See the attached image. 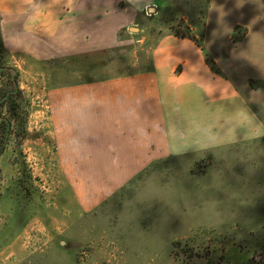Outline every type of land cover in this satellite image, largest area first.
<instances>
[{"label":"rangeland","instance_id":"1","mask_svg":"<svg viewBox=\"0 0 264 264\" xmlns=\"http://www.w3.org/2000/svg\"><path fill=\"white\" fill-rule=\"evenodd\" d=\"M165 1L171 14L161 9L159 21L167 31L197 37V43L203 41L211 57H218L230 71H264V0ZM252 8L260 10L259 16ZM219 18L229 34L213 39ZM247 28L251 34L244 38ZM136 52L132 45L102 55L100 61L107 67L100 71L96 68L101 64L91 55L89 79L128 73L126 67L147 57ZM236 53L246 59L235 58ZM5 56L4 66L16 71L22 93L15 109L9 104L0 108V117L10 126L7 133L0 130V147L8 134L0 150V264H264V192L253 206H241L255 199L253 186L264 189V156L251 181L237 165L215 185L208 171L220 165L211 155L199 161L185 157L192 166L190 176L181 179L188 207L182 199V214H169L161 230L156 223L162 204L141 214L131 208L125 212L124 201L133 195L130 182L140 176L124 183L125 168L58 165L47 83L54 74L55 85L63 71L18 72L7 52ZM10 76L0 74V96L10 88ZM255 111L263 118L264 111ZM227 151L264 153V138ZM153 166L178 170L179 158ZM205 200L217 202L216 212L201 210Z\"/></svg>","mask_w":264,"mask_h":264},{"label":"crops","instance_id":"2","mask_svg":"<svg viewBox=\"0 0 264 264\" xmlns=\"http://www.w3.org/2000/svg\"><path fill=\"white\" fill-rule=\"evenodd\" d=\"M170 7L165 0H0V42L11 66L25 73L63 71L56 75L55 85L54 74L47 83L58 165L114 166L125 168L124 183L136 178L149 163L163 162L161 144L157 139L139 144L124 118L125 109H135L145 119L163 113L169 104L192 110L208 103L201 89L213 93L218 107L230 106L235 91L240 92L262 121L264 116L255 111L263 112L260 105L250 99L257 91L253 99L264 100V75L255 67L250 74L230 71L218 57H211L203 41L197 43V37L167 31L159 18L161 9L171 14ZM259 11L252 8L251 12L259 16ZM133 27L140 31H129ZM248 31L244 38L250 36ZM132 45L147 57L126 67L128 73L89 79L91 55L101 64L96 69L106 70L102 55ZM229 56L230 52L224 58ZM75 71L85 74L75 77ZM89 93L99 103L85 108L83 117L66 112L68 103L76 107L79 97ZM72 138L86 146L84 156L75 153Z\"/></svg>","mask_w":264,"mask_h":264},{"label":"clouds","instance_id":"3","mask_svg":"<svg viewBox=\"0 0 264 264\" xmlns=\"http://www.w3.org/2000/svg\"><path fill=\"white\" fill-rule=\"evenodd\" d=\"M239 3V0H238ZM219 28L214 30L213 39L221 35H227L225 23L220 22ZM237 59L246 57L235 54ZM264 74V71H261ZM201 93L208 99V103L192 110L183 109L178 104L165 106L163 113H151L145 119L135 109H125L124 118L130 123V130L136 141L143 145L144 142L157 139L161 144L159 160H167L171 156L179 158L180 168H157L153 161L147 165L146 170L139 174L140 178L130 182V190L133 195L130 200L124 201L125 212L134 209L137 214L151 210L155 204L163 205L161 216L156 226L161 230L167 222L169 214H182L181 200H184L185 208L188 201L183 193L181 179L190 176L192 166L185 160L191 156L193 160L199 161L209 155L220 165L208 171V177L213 184L222 182L226 173H231L237 165L244 172L243 178L251 181L256 175L259 166L257 161L264 153H248L247 155L233 152L229 154L227 149L233 145L252 144L254 141L264 138V121H259L257 115L252 112L249 102L235 91L230 106L218 107L215 104L213 93L201 89ZM257 91L251 94V102L260 105L264 111V100L253 99ZM99 103L93 94H85L79 97V104L73 107L68 103L66 112L69 115L83 117L84 109ZM72 148L76 154L84 156L87 148L79 138H72ZM256 194L254 200H244L243 207L254 205L256 198L264 192V189L254 187ZM218 204L214 200H205L201 210L204 213L216 212Z\"/></svg>","mask_w":264,"mask_h":264},{"label":"trees","instance_id":"4","mask_svg":"<svg viewBox=\"0 0 264 264\" xmlns=\"http://www.w3.org/2000/svg\"><path fill=\"white\" fill-rule=\"evenodd\" d=\"M0 67H5L4 66V60H5V54H6V50L3 47L2 44H0ZM208 61V60H207ZM212 69L214 71H217L214 67H212ZM5 72L8 71H1L0 74H3ZM10 88L6 91H4L2 93V95L0 96V108L3 107L5 104H9L10 107L12 106L14 109L16 108V101L18 99V97H20L21 95V91L17 86V75H15V78H12V75L10 76ZM15 106V107H14ZM12 112V110H11ZM16 112V110H15ZM15 112L13 113V115L15 116ZM10 128L9 123H7V121L4 119L3 121H0V130L3 129L6 131V133L9 131L8 129ZM7 135L8 134H4L3 135V141H2V145L0 147V150L3 148L4 144L6 143L7 140Z\"/></svg>","mask_w":264,"mask_h":264},{"label":"water","instance_id":"5","mask_svg":"<svg viewBox=\"0 0 264 264\" xmlns=\"http://www.w3.org/2000/svg\"><path fill=\"white\" fill-rule=\"evenodd\" d=\"M151 10H153V8H151ZM131 32H139L140 29L139 28H131L130 29ZM0 71H10L12 73V76H13V79H14V76L16 75V71L13 69V68H1ZM2 120V118L0 117V121Z\"/></svg>","mask_w":264,"mask_h":264},{"label":"flooded vegetation","instance_id":"6","mask_svg":"<svg viewBox=\"0 0 264 264\" xmlns=\"http://www.w3.org/2000/svg\"><path fill=\"white\" fill-rule=\"evenodd\" d=\"M1 68H7L6 66L5 67H0V69ZM1 72V71H0ZM8 72H10V71H8ZM11 73V72H10ZM11 75H12V73H11ZM12 78H13V76H12ZM14 78H15V76H14ZM4 120V118H2V120L1 121H3Z\"/></svg>","mask_w":264,"mask_h":264}]
</instances>
